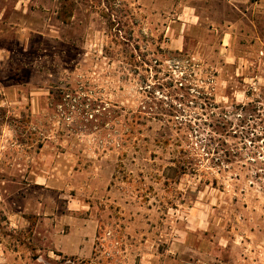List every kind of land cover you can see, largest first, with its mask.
Masks as SVG:
<instances>
[{"label": "rangeland", "instance_id": "obj_1", "mask_svg": "<svg viewBox=\"0 0 264 264\" xmlns=\"http://www.w3.org/2000/svg\"><path fill=\"white\" fill-rule=\"evenodd\" d=\"M0 264H264V0H0Z\"/></svg>", "mask_w": 264, "mask_h": 264}, {"label": "trees", "instance_id": "obj_2", "mask_svg": "<svg viewBox=\"0 0 264 264\" xmlns=\"http://www.w3.org/2000/svg\"><path fill=\"white\" fill-rule=\"evenodd\" d=\"M173 160H174L173 161L174 166L168 168V172L169 173L171 172V176H175L172 178H178L180 175L186 174L187 162L177 161L176 159H173ZM172 173H174V174L172 175ZM167 176H170V175H167Z\"/></svg>", "mask_w": 264, "mask_h": 264}]
</instances>
